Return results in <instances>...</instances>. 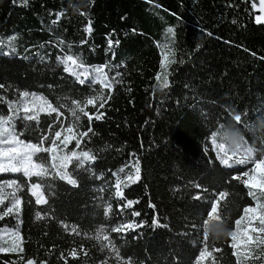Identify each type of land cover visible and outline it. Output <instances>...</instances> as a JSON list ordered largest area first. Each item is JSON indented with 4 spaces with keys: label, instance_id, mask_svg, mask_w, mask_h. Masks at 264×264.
<instances>
[{
    "label": "trees",
    "instance_id": "16d2710c",
    "mask_svg": "<svg viewBox=\"0 0 264 264\" xmlns=\"http://www.w3.org/2000/svg\"><path fill=\"white\" fill-rule=\"evenodd\" d=\"M58 13L63 15L53 23ZM166 52L174 62L165 63L164 88ZM68 55L83 64L79 70H89L83 85L57 59ZM104 65L111 88L93 82L97 74L91 70ZM0 84V116H11L6 126L33 143L57 113H40L38 122L25 120L19 107L23 92L29 93L26 102L35 94L59 108L64 127L74 121L68 111L73 100L83 106L86 98L103 96L85 109L90 114L98 110L103 118L93 117L92 132L79 149L72 142L65 150L96 157L84 168H77L75 160L68 165L77 186L58 177L41 181L0 173V181L17 179L24 185L15 191L22 201L19 213L0 219V229L19 236L22 251L1 252L0 264H118L114 252L101 248V242L108 243L104 235L119 250L121 264H197L204 249L202 221L220 192L228 193L218 206L227 232L236 230L245 207L264 199L249 196L250 189L232 179L264 156V27L255 25L247 0H0ZM237 113L240 123L233 119ZM78 115L75 131H87L88 118ZM56 130L59 124L50 139ZM214 132L224 152L213 145ZM49 145L50 140L44 146ZM247 148L253 149L252 157L235 164ZM225 152L232 156V167L217 159V153L227 158ZM50 156L39 153L33 159L45 158L50 165ZM137 160L140 179L129 183ZM117 179L124 181L122 197L116 196ZM35 182L52 185L51 191L43 190L46 204H35L29 191ZM127 201L133 206L121 212ZM12 202L11 194L0 215ZM125 223L141 226L111 231ZM208 244L212 256L205 258L207 264H237L231 236L210 234ZM256 263L264 264V257Z\"/></svg>",
    "mask_w": 264,
    "mask_h": 264
},
{
    "label": "snow or ice",
    "instance_id": "6c2138e0",
    "mask_svg": "<svg viewBox=\"0 0 264 264\" xmlns=\"http://www.w3.org/2000/svg\"><path fill=\"white\" fill-rule=\"evenodd\" d=\"M13 3L16 2V0H12ZM261 11L264 12V0H261ZM253 7H255V4H253ZM63 15V13H58L56 16V20L53 21V23H57L60 19V17ZM255 22L257 24L264 23V19H262L261 16H256ZM87 31H91V21H89V25L87 28ZM168 33L173 34V29L169 28ZM11 39H15V36L11 37ZM118 44L119 41H116ZM109 48L112 46V40L108 41ZM12 51L14 52L15 49L13 48ZM4 55H8V53H3ZM58 60H60L61 63L65 65L64 71L71 73L73 76L77 78V80L80 82V84H84L85 80L87 79L89 75V70L87 68L84 69L82 73H77L75 69L72 66L76 67H83L82 63H78L77 58H74L72 55H68L66 58L61 59L60 57H57ZM165 61H168L167 55H165ZM69 62H71V66L69 65ZM169 63L174 61H168ZM108 67L107 65L104 66H98L93 68L91 71L96 73L93 82L99 80L102 84H104V87L111 88V83H107V75L104 73V68ZM161 67L165 69V76H164V84L163 87H168V81H167V73H166V67L164 61L161 62ZM117 76L120 75L119 72L116 73ZM81 76H83L85 79H81ZM160 79V75L157 74V80ZM119 82V81H117ZM4 85L0 84V88H3ZM23 97H28V92H23L21 94ZM34 99H39L42 101V106L39 109V111H48L49 113H57L56 119L53 124L48 125V131L41 132V134L37 137V142L33 143L31 141L25 142L24 140L20 139V136L23 135V132H20L17 134L11 126L6 127V125H9V122L11 121L12 117L9 116L7 119H5L3 116H0V145H4L5 147H0V173H22L24 177L29 178V180L35 176L39 177L41 181H44L46 178L51 177L52 179H55L58 177L60 180L66 181L68 184L77 186V180L72 177V175L67 171L68 165L73 162V160L78 161L77 168H84L85 161H94L96 157L94 155L90 154V151H80L77 152L75 150L71 152H65V150L68 147V144H70L73 140L76 142V148L79 149L81 142L85 137L89 135V133L92 132L91 128V122L93 120V117L95 119L99 120L103 118V114L99 113L97 110L96 113L90 114L85 109L88 105H92L95 107V103L97 100H103V96H94L91 98H86L83 101V106L81 104V101L79 100H73L72 106L68 108V111L70 112L71 116L74 118V121L69 124L67 128L64 127V122L60 120L61 115L63 113L60 112L59 108L53 107L50 103H48L46 100H43V98H37L35 97V94H33ZM110 98V97H109ZM0 100H3V97H0ZM9 109L11 110L13 105L9 103ZM61 107H67V105H62ZM100 107L103 108L104 104L101 103ZM229 111V114L235 112L234 109H226ZM25 116L23 117L25 120L33 121L36 120L38 122V113L36 115H28L27 113L31 111L30 108L25 107ZM78 113H83L84 116L88 118L89 127L87 131L77 132L75 131L76 128L79 127V121L81 119L80 115ZM241 114H234L233 119L237 122H241ZM59 124V130L54 131V138L50 139L51 135L53 134V129L56 127V125ZM221 128H223V125H221ZM68 133V135H65L63 139L62 133ZM216 136L217 133H212V143L214 146L219 147L221 152H224V144L220 143L217 145L216 143ZM50 140V145L48 147H45V142ZM60 142L58 144L57 142ZM60 145H63V148L60 147ZM39 153H50V159L52 163L49 165L47 163V160L45 158H40L41 162L34 161L33 157L37 156ZM61 153H64L63 155ZM134 155V154H133ZM224 155L227 158H222L219 153H217V159H220V162L228 167H232L233 165L229 163L230 160H232V156H228L225 152ZM233 156L236 155L235 152L232 154ZM253 155V149L247 148L246 149V155L244 158L236 159L234 161L235 164H245L248 162V160ZM135 167V177L132 175L127 176V181L129 183H134L140 179V169H139V163L138 160L136 162ZM49 168L54 169V173H50ZM87 170V169H85ZM120 172L124 171V168L121 167L119 169ZM251 173H258V178L256 176L250 175ZM115 175V173H113ZM243 177H248V179H243ZM232 179L240 180L247 188H249L248 195L253 197L254 199H258L256 192L252 191V189H259L261 195H264V158L255 161L254 167L250 169L249 171H245L242 175H237L232 177ZM124 181H121L119 179L115 182V188H116V196L122 197V192L120 191L121 184H123ZM13 188L14 192L13 195V202L11 206L4 209L3 214L0 215V219H2L4 216H8L11 214H18L20 211V205L22 201L19 198L15 197V191L22 190L24 185H21L18 183L17 179H11V180H5L0 181V193L4 192L5 188ZM196 187H199V185H196ZM47 188L49 191H51L52 185L51 184H42L41 182H35L31 183L29 191L31 192V195L35 197V204L41 205L46 204L47 199L43 195V190ZM228 195L227 192H220L216 199L211 201V207L208 211L205 219L202 221V242L204 244V249L200 252L198 262L197 264H200V261L204 260L205 258L212 256V252L208 250L209 247V231L208 228L211 223L218 222L223 223V218L218 210L219 203L222 199H224ZM195 199H200L201 197L199 195L194 197ZM5 197L3 195H0V205L4 204ZM133 206L132 201H127L125 205L121 206L120 211L123 212L125 208H131ZM154 207V206H153ZM259 211H257V208L253 207H245L243 209V215L235 221L236 230L229 231L228 235L232 238V244L231 247L235 250L233 252V255L237 257V264H245L246 261L250 259L259 260L261 257H264V204L258 205ZM111 212V206L109 205L105 209V216H108ZM132 215L139 216L140 213L133 211ZM36 219H41V214L38 211L36 213ZM255 221L259 222V227H254L253 224ZM242 222H244V228L243 232L241 229ZM154 224H158L157 220L153 221ZM141 225L133 224V223H125L118 225L117 227H114L111 229L113 232H122L128 229H132L134 227H139ZM73 231H76V229H73ZM100 233L104 232V229L99 230ZM242 232V234H241ZM252 233H256L255 236L252 235ZM97 240H100L99 233L96 236ZM103 241H107V244H104L101 242V248H109L110 251L114 252L118 264H121V257L119 250L116 248V246L111 242L108 235L103 236ZM253 249H259V253H254ZM8 250H15L13 249H0V251H8ZM22 251V249H20ZM213 251H219V249H213ZM73 257L76 256V250L73 249L70 253ZM213 262H215V257H212ZM27 264H34L33 260L27 261ZM106 264V262H105ZM123 264H127V261H123Z\"/></svg>",
    "mask_w": 264,
    "mask_h": 264
},
{
    "label": "rangeland",
    "instance_id": "374dc122",
    "mask_svg": "<svg viewBox=\"0 0 264 264\" xmlns=\"http://www.w3.org/2000/svg\"><path fill=\"white\" fill-rule=\"evenodd\" d=\"M165 55H167V57H168V52H166L164 54V59H163L164 62L167 63L169 60L165 61ZM69 65L71 66V62H69ZM72 67L75 69V71L77 73H82L83 72V71L79 70V68L76 67V66H72ZM81 79H85V78L83 77ZM28 99L29 98L23 97L22 101L19 103L20 104L19 107H20L22 112H25L24 111L25 107L30 108L31 111L28 112V113L33 114V115H36L37 113L40 114V113L48 112V111H39V109L42 106V101L41 100L34 99L33 97H31L30 98L31 100L26 102ZM6 127H8V126H6ZM65 128H67V127H65ZM65 135H68V133H66V132L62 133L61 139H63ZM72 142H75V140H73ZM72 142L70 144H72ZM57 143L60 144L59 141ZM70 144H68V147L70 146ZM60 147L63 148V145H60ZM61 154L63 155L64 153H61ZM262 158H264V156H262L261 159ZM250 175L256 176L258 178V173H251L250 172ZM246 179H248V177H246ZM256 190H258V191H256V195L258 197L263 196L259 192L260 191L259 189H256ZM11 194H12V188H7V187L4 189L3 193H0V195H3L5 197L4 202L7 200L8 197H10ZM259 204H264V199H262L260 201L256 200L255 204L252 207L253 208H257V211H259V208H258ZM243 228H244V226L241 225L242 232H243ZM242 232H241V234H242ZM252 235H253V233H252ZM13 248H15V250L0 251V253L1 252H13V253H19L20 252V239H19V236L15 232H13L11 230L0 229V249H13ZM253 251H254V253L258 254L260 250L259 249H253ZM257 261L258 260L250 259V260L246 261L245 264H258V263H256ZM200 264H207L206 260L204 259V260L200 261Z\"/></svg>",
    "mask_w": 264,
    "mask_h": 264
},
{
    "label": "clouds",
    "instance_id": "9594fccd",
    "mask_svg": "<svg viewBox=\"0 0 264 264\" xmlns=\"http://www.w3.org/2000/svg\"><path fill=\"white\" fill-rule=\"evenodd\" d=\"M209 234L219 239L221 236L228 235L223 223L213 222L208 228Z\"/></svg>",
    "mask_w": 264,
    "mask_h": 264
},
{
    "label": "water",
    "instance_id": "95a60500",
    "mask_svg": "<svg viewBox=\"0 0 264 264\" xmlns=\"http://www.w3.org/2000/svg\"><path fill=\"white\" fill-rule=\"evenodd\" d=\"M247 1L250 4L252 14L254 17V22H255L256 16H261L262 19H264V12L261 11V7H262L261 0H247ZM253 4H255V7H253ZM255 25L264 27V23L257 24L255 22Z\"/></svg>",
    "mask_w": 264,
    "mask_h": 264
}]
</instances>
